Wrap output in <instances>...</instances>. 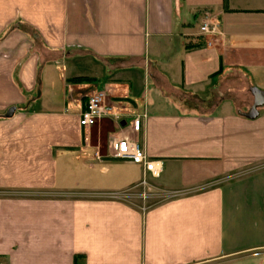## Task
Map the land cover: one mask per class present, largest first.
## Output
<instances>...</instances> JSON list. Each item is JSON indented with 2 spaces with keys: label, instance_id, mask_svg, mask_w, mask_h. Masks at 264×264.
<instances>
[{
  "label": "crops",
  "instance_id": "0c3cea01",
  "mask_svg": "<svg viewBox=\"0 0 264 264\" xmlns=\"http://www.w3.org/2000/svg\"><path fill=\"white\" fill-rule=\"evenodd\" d=\"M255 87L264 0H0V264H264ZM95 91L146 114L157 177L79 127Z\"/></svg>",
  "mask_w": 264,
  "mask_h": 264
},
{
  "label": "built area",
  "instance_id": "2783aa9c",
  "mask_svg": "<svg viewBox=\"0 0 264 264\" xmlns=\"http://www.w3.org/2000/svg\"><path fill=\"white\" fill-rule=\"evenodd\" d=\"M199 33L206 39V44L211 46L217 41L220 33L217 25L206 19L199 26ZM127 119H130L127 121ZM146 119V114L129 115L122 110L115 108L108 100L103 91H95L87 96L82 112L78 118V125L84 131L101 123L109 122L116 126L119 133L112 134L109 138V148L111 157L116 160L129 162L142 167L143 171L152 177H157L161 171V163L151 160L140 148L137 136L140 133L142 120ZM124 126H121V123ZM126 131H125V130ZM142 199L145 198L143 194Z\"/></svg>",
  "mask_w": 264,
  "mask_h": 264
},
{
  "label": "water",
  "instance_id": "95a60500",
  "mask_svg": "<svg viewBox=\"0 0 264 264\" xmlns=\"http://www.w3.org/2000/svg\"><path fill=\"white\" fill-rule=\"evenodd\" d=\"M250 93L252 94L254 100L253 105L251 106L248 113L243 114V116L247 119H255L258 115V109L264 106V92L260 91L256 88H251ZM15 112V108H9L6 113L3 115V118H10L13 116ZM121 126H124V123H121Z\"/></svg>",
  "mask_w": 264,
  "mask_h": 264
},
{
  "label": "rangeland",
  "instance_id": "374dc122",
  "mask_svg": "<svg viewBox=\"0 0 264 264\" xmlns=\"http://www.w3.org/2000/svg\"><path fill=\"white\" fill-rule=\"evenodd\" d=\"M256 88V87H255ZM258 89V88H257ZM46 101V100H45ZM34 107L36 108V105H34ZM100 131L103 132L104 130H107L108 129V124L106 122L102 123L100 125ZM102 134V133H101ZM116 135V134H115ZM85 156V155H84ZM87 158H90L91 154L90 152H88L86 154ZM66 162L67 165H74V163L76 164V161L74 160L73 156L69 155L67 156V158L64 160ZM112 162H118L116 160H111ZM62 163V162H61ZM78 164V163H77ZM61 165V164H60ZM63 165V164H62ZM75 175V174H74ZM68 176H71L70 173H68ZM141 180V179H140ZM145 182L150 184V183H158L159 180H152L150 179L149 177H146L144 178ZM142 182V181H141ZM74 183H77L75 180H73L72 182H70V185L74 184ZM81 188V187H79ZM74 189H78L76 187H74Z\"/></svg>",
  "mask_w": 264,
  "mask_h": 264
}]
</instances>
